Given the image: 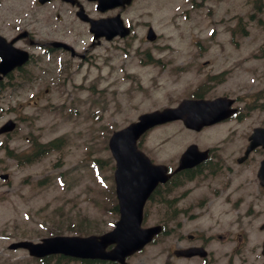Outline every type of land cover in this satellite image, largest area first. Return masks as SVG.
Segmentation results:
<instances>
[{
  "label": "rangeland",
  "instance_id": "1",
  "mask_svg": "<svg viewBox=\"0 0 264 264\" xmlns=\"http://www.w3.org/2000/svg\"><path fill=\"white\" fill-rule=\"evenodd\" d=\"M13 2L0 0V18L8 15ZM251 4L252 0H137L125 14L135 29L131 39L91 46L88 62L72 61L68 78L52 80L49 92L35 93L28 81L0 91V127L9 119L17 121L11 135H0V175H9L0 178V258L37 264L25 259L27 252L6 248L51 233L88 235L112 228L118 217L110 211L116 202L115 161L108 141L143 112L175 106L196 92L204 98H239L240 120L201 132L176 121L150 131L140 147L155 163L164 164L179 158L191 143L200 148L221 145L229 158L243 154L252 129L264 125V108L246 112L253 105L264 106V13L251 16ZM80 24L75 20L83 52L91 39ZM147 24L159 35L156 44L143 40ZM40 86H49L48 80ZM54 140L58 147L27 161L37 150L33 142L45 146ZM263 157L264 151L256 150L246 164H236L233 175L210 176L171 197L264 200L257 179ZM164 193L147 205L145 225L166 217V208L158 203ZM161 241L147 249L146 259L153 256L150 262L159 264L165 258L157 257L166 252V236ZM57 264L82 263L65 259Z\"/></svg>",
  "mask_w": 264,
  "mask_h": 264
},
{
  "label": "flooded vegetation",
  "instance_id": "2",
  "mask_svg": "<svg viewBox=\"0 0 264 264\" xmlns=\"http://www.w3.org/2000/svg\"><path fill=\"white\" fill-rule=\"evenodd\" d=\"M96 5L97 2L89 0H14L8 15L4 13L1 29L17 48L28 52L30 60L18 69L19 76L35 79V85L59 73L67 76L72 61L79 56L70 48L78 45V34L72 17L64 22L59 17L76 13L80 8L93 13ZM124 9L114 10L118 13ZM39 13H48L53 22L40 29ZM58 42L64 45H56ZM14 76L8 74L0 80L1 88L6 78ZM230 169L233 173L234 168ZM189 202L166 199V263L163 264H264V221H258L264 212L263 204L232 199ZM256 206L259 208L254 209ZM141 261L140 264H151L144 258Z\"/></svg>",
  "mask_w": 264,
  "mask_h": 264
},
{
  "label": "water",
  "instance_id": "3",
  "mask_svg": "<svg viewBox=\"0 0 264 264\" xmlns=\"http://www.w3.org/2000/svg\"><path fill=\"white\" fill-rule=\"evenodd\" d=\"M107 36L120 33L125 36L128 29L123 27L120 19L103 21ZM104 29V30H105ZM149 38L154 36L150 33ZM218 98L214 101L184 100L175 109H165L140 117V122L134 123L126 129L116 132L110 141L114 156L117 159L116 186L119 198L121 219L116 223V228L103 236H58L44 239L42 243L19 242L11 247H27L32 255L44 256L52 253H63L81 258H109L124 262L127 255L142 248L157 232L160 227L142 229V212L146 199L159 183H165L168 179L166 166L154 165L149 158L138 151L135 144L150 127L174 119H183L187 127L199 130L204 125L220 121L230 114L232 101ZM12 124H8L1 131L11 130ZM253 146L264 144V128L257 129L254 133ZM262 141V142H258ZM207 152H200L196 145H192L183 154L181 168L192 167L202 160ZM264 177V161L259 172ZM115 243V248L105 252V248Z\"/></svg>",
  "mask_w": 264,
  "mask_h": 264
}]
</instances>
